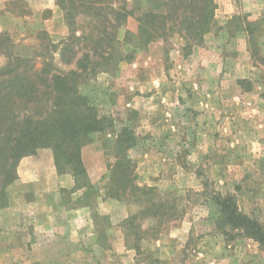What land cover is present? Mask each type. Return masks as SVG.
I'll return each mask as SVG.
<instances>
[{"label": "rangeland", "instance_id": "374dc122", "mask_svg": "<svg viewBox=\"0 0 264 264\" xmlns=\"http://www.w3.org/2000/svg\"><path fill=\"white\" fill-rule=\"evenodd\" d=\"M165 1L126 0L134 14L111 38L108 64L93 53V42L67 41V24L60 38L45 31L29 43L0 37L1 67L17 54L32 58L38 74L70 71L90 52L81 91L104 125L82 147L85 177L59 173L51 147L37 150L62 182L55 179L56 192L43 198L35 194L39 182L24 184L18 175L0 221L27 225L24 246L0 238V254L22 250L21 264H264V242L254 230L221 226L216 202L218 194L230 198L228 209L235 206L264 231V0H214L215 21L196 40L172 33L147 45L125 43L129 30L138 31L137 17ZM73 15L76 36L91 30L89 13ZM126 126L136 143L120 150ZM122 155L133 162L135 178L117 191L113 169ZM41 203L76 240L43 242L33 234L49 230L40 220L29 228Z\"/></svg>", "mask_w": 264, "mask_h": 264}, {"label": "trees", "instance_id": "16d2710c", "mask_svg": "<svg viewBox=\"0 0 264 264\" xmlns=\"http://www.w3.org/2000/svg\"><path fill=\"white\" fill-rule=\"evenodd\" d=\"M57 2L64 10L65 21L71 31L67 41L73 43L75 39L86 40V46L93 42V53L104 58L108 64L113 57L109 53L112 48L109 47L111 38L134 14V11L127 9L126 0ZM215 9L214 0H166L160 10L139 15L138 31L129 30L124 41L129 43L136 38L140 42L138 44L147 45L157 37L166 38L172 33L196 40L212 26ZM73 11L89 13L94 18L88 22L91 30L82 31L81 37L76 36L77 31L73 29ZM238 18L233 17L234 20ZM250 24L252 26V22ZM249 34L251 38L254 35L252 31ZM117 42L120 43L119 40ZM106 51L109 52L105 55ZM91 56L90 52H85L76 61V68L52 74L45 68L38 74L32 58L17 54H13V61L0 68V208L9 204L8 188L18 178L20 160L24 156L35 154L41 147L52 148L59 173L86 176L82 147L90 142L92 133L104 127L103 119L98 118L95 106L81 91L86 77H81L80 70L88 67L86 63ZM132 56L133 53L130 52L123 59ZM32 71L37 77L33 76ZM48 73L51 74L50 77H42V74ZM135 143L134 134L129 127H124L117 140L118 148L123 150ZM134 172L131 159L122 155L113 169L117 191L120 188L126 191L133 184ZM229 199L218 194L216 202L221 207V226L231 224L245 232L254 230L257 238L264 242V231L257 227L255 221L247 220L235 206L227 208Z\"/></svg>", "mask_w": 264, "mask_h": 264}, {"label": "crops", "instance_id": "0c3cea01", "mask_svg": "<svg viewBox=\"0 0 264 264\" xmlns=\"http://www.w3.org/2000/svg\"><path fill=\"white\" fill-rule=\"evenodd\" d=\"M47 32L52 36L65 37L68 34V29L65 21V13L57 0H0V37L2 35L19 36L26 42L36 40L37 34ZM29 40V41H28ZM6 61V57L0 55V67ZM41 154L25 156L19 166L18 175L19 181L24 184L39 182L38 190L35 194L45 198L47 193L53 195L56 192L54 180L61 179L63 176L54 173V169L46 170L41 165ZM32 166V163H36ZM61 186V185H60ZM31 210V209H30ZM33 221L30 227L37 225V220L45 221L47 225V233L36 232L32 229L33 234L41 235L43 242L51 241L57 236H68L71 240H76L75 237L69 236L70 225L65 222H60L57 218L55 210L48 207L47 204L41 203L38 207L31 210ZM12 222V221H11ZM10 220L0 221V238L4 242H18L22 247L23 230L27 229V225L22 221L19 225L11 224ZM35 222V223H34ZM20 235V236H19ZM34 235V236H35ZM35 236V240H37ZM21 242V244H20ZM16 246V244H15ZM24 251L18 252L13 250L0 254V264H21L20 259L24 257Z\"/></svg>", "mask_w": 264, "mask_h": 264}]
</instances>
